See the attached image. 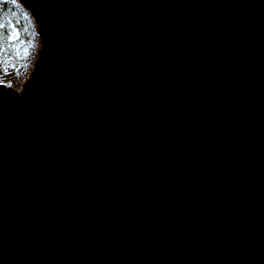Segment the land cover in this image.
Wrapping results in <instances>:
<instances>
[{
	"label": "water",
	"instance_id": "water-1",
	"mask_svg": "<svg viewBox=\"0 0 264 264\" xmlns=\"http://www.w3.org/2000/svg\"><path fill=\"white\" fill-rule=\"evenodd\" d=\"M16 2L0 264H264V0Z\"/></svg>",
	"mask_w": 264,
	"mask_h": 264
},
{
	"label": "rangeland",
	"instance_id": "rangeland-1",
	"mask_svg": "<svg viewBox=\"0 0 264 264\" xmlns=\"http://www.w3.org/2000/svg\"><path fill=\"white\" fill-rule=\"evenodd\" d=\"M4 1L14 4L13 0ZM15 4L18 5L16 0ZM19 8L23 21L18 20L17 13L15 16L10 15V19H8L10 30L15 29L19 33V39L10 40L6 46L0 44V84L21 92L24 82L30 77L34 69L40 50V40L31 15L23 10L21 6ZM25 28H27V31H24ZM20 40L24 41L23 45L20 44ZM29 40L31 41V47L28 48V53L25 55L23 48L27 47ZM6 68L7 72H5Z\"/></svg>",
	"mask_w": 264,
	"mask_h": 264
},
{
	"label": "trees",
	"instance_id": "trees-1",
	"mask_svg": "<svg viewBox=\"0 0 264 264\" xmlns=\"http://www.w3.org/2000/svg\"><path fill=\"white\" fill-rule=\"evenodd\" d=\"M13 12L18 14L19 21H23L18 5L0 0V44H3L4 46L10 42L8 36L11 30L9 28L8 19H10L9 17Z\"/></svg>",
	"mask_w": 264,
	"mask_h": 264
},
{
	"label": "snow or ice",
	"instance_id": "snow-or-ice-1",
	"mask_svg": "<svg viewBox=\"0 0 264 264\" xmlns=\"http://www.w3.org/2000/svg\"><path fill=\"white\" fill-rule=\"evenodd\" d=\"M13 3L15 4V0H13ZM13 16L16 15L15 12L11 13ZM25 19H27V17H25ZM24 31H27V28L24 29ZM8 39L9 40H13V39H19V33L13 29L10 33H9V36H8ZM20 44L23 45L24 44V41L23 40H20ZM31 47V41L29 40L28 43H27V47H24L23 48V52L25 55H27L28 53V48ZM19 54V53H18ZM5 72H7V68L5 69Z\"/></svg>",
	"mask_w": 264,
	"mask_h": 264
}]
</instances>
